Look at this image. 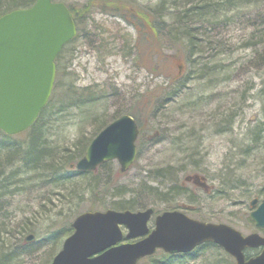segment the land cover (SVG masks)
Segmentation results:
<instances>
[{
	"label": "rangeland",
	"instance_id": "obj_1",
	"mask_svg": "<svg viewBox=\"0 0 264 264\" xmlns=\"http://www.w3.org/2000/svg\"><path fill=\"white\" fill-rule=\"evenodd\" d=\"M11 1L16 0H0V12ZM129 1L150 7L148 12L160 2ZM203 3L210 12L189 19L196 40L190 54L189 39L174 42L158 28L154 38L141 37L121 17L92 7L84 29L60 52V78L51 95L52 103L65 98V91L93 101L64 102L63 110L45 120L36 168L23 167L17 156L28 136L0 133V208L13 222L1 235L16 224V231L32 227L35 237L27 251L5 264H48L77 214L92 204L114 209L121 199L137 203L132 211L153 208L149 227L156 214L178 209L198 220L231 225L243 235L264 236L249 217V201L264 196V61L256 46L246 44L251 35L258 40L264 35L256 32L260 25L254 21L261 5L178 0L168 8L182 12ZM223 9H238L241 18L229 20L231 12ZM169 12L164 26L173 21ZM123 113L139 123L136 157L126 171L115 159L94 176L64 169L66 157L94 136L98 125ZM186 176L197 177L207 189ZM174 259L171 264H234L212 243Z\"/></svg>",
	"mask_w": 264,
	"mask_h": 264
},
{
	"label": "water",
	"instance_id": "obj_2",
	"mask_svg": "<svg viewBox=\"0 0 264 264\" xmlns=\"http://www.w3.org/2000/svg\"><path fill=\"white\" fill-rule=\"evenodd\" d=\"M75 33L69 9L61 1L35 0L29 7L0 15L1 131L15 135L34 122L53 87L55 58ZM137 133L133 117L121 114L96 133L74 168L91 171L116 159L120 170H127L136 156ZM186 180L207 189L195 176H186ZM256 201L252 198L250 205ZM152 213L151 207L83 211L74 217L73 231L48 264H137L156 249L187 253L207 242L221 246L234 257L235 264H264V236L257 232L243 235L231 225L201 221L180 210L155 215L150 229L147 223ZM249 217L255 227L264 228V198ZM33 239L32 233L25 236L26 241ZM245 248L260 251L245 258Z\"/></svg>",
	"mask_w": 264,
	"mask_h": 264
},
{
	"label": "trees",
	"instance_id": "obj_3",
	"mask_svg": "<svg viewBox=\"0 0 264 264\" xmlns=\"http://www.w3.org/2000/svg\"><path fill=\"white\" fill-rule=\"evenodd\" d=\"M34 1L35 0L11 1V3L13 4L7 5L6 8H4L2 12H0V15L15 8L29 7L34 3ZM159 1L160 2L157 5L156 9H160V10L154 9L151 12L145 10V9H151L150 7L141 6L129 0H86L81 3L71 2L65 4L68 7L71 17L76 25L77 32L83 30L84 27L86 26L88 15L92 7L98 6L102 11H105L114 16H119L127 23L132 24L136 29L137 34L140 35L141 37L148 35L149 38L152 37L154 38L156 36L157 28H158L161 31V33L164 31L165 34H163L162 36H166L169 40H172L174 42L175 40L176 41L180 40L183 37L186 38L187 40L189 39L188 42H186L185 47L187 48V52L190 54V50L192 46L196 44V40L195 41L193 40L194 37L192 30H195V28L191 27V25L189 24L190 21L189 19L193 16L201 17L209 13L211 10L208 9L209 4L203 3L196 9H184L182 12L180 11L174 12L173 11L174 9L168 8V4H170L171 2L176 4L178 0H159ZM256 1H259L261 5V10L256 15V17H254L255 19L253 18L254 21L255 22L257 21L260 25L259 29L256 28V32L260 34L262 33L264 34V0H256ZM212 6L214 7L215 4H213ZM168 10L171 11L169 12V15H172L173 21L171 24L164 26L163 25L165 23L164 17L167 14L166 11ZM223 10L227 14L231 12L229 20H235L236 17L241 18L238 9H223ZM245 20L248 22L247 18ZM177 33L179 34L177 35ZM258 39H259L258 36L251 35L247 39L246 44H252L253 46H256L257 48L256 51H258L259 57L264 61V35H262V38L260 40ZM70 41H68L67 43H69ZM67 43H65L62 46V49ZM60 52L58 53L55 59L56 72H55L54 83L55 82L58 83L60 78L59 76L60 73L59 60L61 58ZM53 94L54 93L50 95L47 103L40 110L37 118L25 131L17 135H6L0 130V133L5 134L8 137L10 136L19 137L23 135L28 136L29 140L26 142V148L21 152L19 151L17 152V156H21L19 158L23 167L36 168L38 166L37 162L40 158L39 140L41 137V132L43 130L44 122L47 118L51 117L52 115L56 114V112H59L60 110H63L65 108L64 105H62V103L67 102L66 104H68L69 102L70 103L78 102L79 103L78 106L79 105L82 106L87 102L93 101V99L90 98L89 99L80 98V95L79 96L76 95V92L73 94L72 91L70 92L65 91V98L63 97V99H59V102L56 101V103H52ZM70 96L73 97L71 100H70ZM73 104L77 105L76 103ZM134 119L139 128V123L135 118V116ZM103 126L104 125L102 124L98 125L96 130L99 131ZM91 137H93V135ZM91 137L87 138L74 151H72V153L68 157H66L65 161L63 162V167L65 170L68 171L72 169L73 171L75 170L73 168V164L79 157H81L84 154L85 148L89 143ZM106 163L107 162H103L93 171H83V172L77 170L75 171H77L76 173L78 175L94 176L97 173L96 171L103 168V166ZM113 204H115L113 208L116 210H126V209L132 210L135 208L134 204L137 203H135V201L131 199H127V200L121 199V200H117ZM96 207L97 205L92 204L88 206L87 209L88 210L95 209ZM1 210L2 209L0 208V264H5L20 256L23 252L27 251L31 246L30 242H32L34 239L32 241L25 240V235L33 230L32 227H24L22 231H16L17 230L16 224L14 226H11L13 228L10 229L7 236L4 237L3 234L1 235V233L5 231L6 229L5 227H9V225L13 224L7 212H1ZM1 226H3L2 229ZM183 256L184 254H166V253H162L161 256H158L157 254L154 253L153 255L147 256L143 264H171L173 260H176L174 259L175 257H183Z\"/></svg>",
	"mask_w": 264,
	"mask_h": 264
},
{
	"label": "bare ground",
	"instance_id": "obj_4",
	"mask_svg": "<svg viewBox=\"0 0 264 264\" xmlns=\"http://www.w3.org/2000/svg\"><path fill=\"white\" fill-rule=\"evenodd\" d=\"M263 198H264V196L262 197V199H263ZM255 199H257V198H255ZM262 199H261V200H262ZM261 200H260V201H261ZM260 201L257 199L256 203H255L253 206L250 205V201H249V205H250V207L252 208L251 210H253L255 207H257V205H258V203H259Z\"/></svg>",
	"mask_w": 264,
	"mask_h": 264
}]
</instances>
